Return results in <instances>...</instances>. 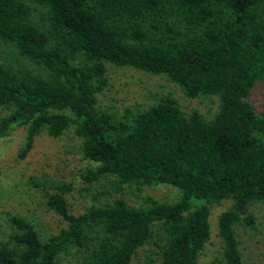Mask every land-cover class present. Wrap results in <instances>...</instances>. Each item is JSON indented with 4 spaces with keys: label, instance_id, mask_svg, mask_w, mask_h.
Segmentation results:
<instances>
[{
    "label": "trees",
    "instance_id": "16d2710c",
    "mask_svg": "<svg viewBox=\"0 0 264 264\" xmlns=\"http://www.w3.org/2000/svg\"><path fill=\"white\" fill-rule=\"evenodd\" d=\"M0 42L43 71L0 62V141L23 126L19 158L39 133L71 128L95 164L85 181L178 191L171 202L114 198L72 215L60 184L44 203L65 227L44 236L10 213L0 264H57L70 247L86 264H131L154 227L160 244L146 264H198L209 205L222 200L223 264H246L233 226L251 224L249 208L264 204V0H0ZM106 64L162 75L188 98L215 97V112L184 113L167 94L115 117L96 104Z\"/></svg>",
    "mask_w": 264,
    "mask_h": 264
},
{
    "label": "rangeland",
    "instance_id": "374dc122",
    "mask_svg": "<svg viewBox=\"0 0 264 264\" xmlns=\"http://www.w3.org/2000/svg\"><path fill=\"white\" fill-rule=\"evenodd\" d=\"M0 62L13 67L33 68L43 71L18 55L15 48L0 42ZM106 85L96 94V104L119 117L124 110L144 108L159 97L170 95L184 113L195 109L204 118H210L216 109L215 97L188 98L177 85L162 75H153L130 67H116L106 64ZM261 86L256 84L251 99L260 101ZM7 110L0 107V116ZM24 136V127L15 128L10 135L0 141V242L6 240L9 232L7 216L20 214L32 222L42 234H52L65 227V222L44 203L45 193L51 192L60 184L69 214L77 215L91 206L104 201L122 198L133 207L144 206L146 198L158 202L174 201L178 191L168 184L158 183L144 186L134 183L116 185L108 176L99 181L87 182L81 173L95 164L82 157L80 140L71 128L58 137H50L44 132L34 137L30 151L19 158L17 151ZM58 191V190H56ZM193 203L196 201L193 200ZM228 200L209 205V237L197 256L198 264H223L222 244L216 235L217 215L229 208ZM251 224L236 223L233 228L237 248L246 264H264V204H253L249 208ZM161 229L154 227L152 238L139 247L131 264H146L154 257L160 244ZM83 253L74 247L62 251L57 264H86Z\"/></svg>",
    "mask_w": 264,
    "mask_h": 264
}]
</instances>
